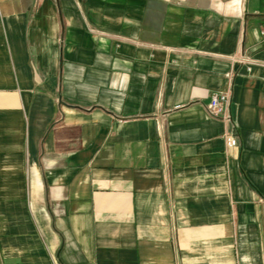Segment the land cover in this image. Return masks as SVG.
I'll return each mask as SVG.
<instances>
[{
    "label": "crops",
    "instance_id": "1",
    "mask_svg": "<svg viewBox=\"0 0 264 264\" xmlns=\"http://www.w3.org/2000/svg\"><path fill=\"white\" fill-rule=\"evenodd\" d=\"M263 25L264 0H0V264H264Z\"/></svg>",
    "mask_w": 264,
    "mask_h": 264
},
{
    "label": "built area",
    "instance_id": "2",
    "mask_svg": "<svg viewBox=\"0 0 264 264\" xmlns=\"http://www.w3.org/2000/svg\"><path fill=\"white\" fill-rule=\"evenodd\" d=\"M261 34L264 36V25L261 27ZM226 100L227 95L225 93H215L210 99L209 107L212 111L219 113L223 110V106ZM227 143L230 146L235 145L236 139L233 136H229L227 138Z\"/></svg>",
    "mask_w": 264,
    "mask_h": 264
}]
</instances>
